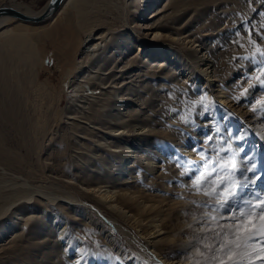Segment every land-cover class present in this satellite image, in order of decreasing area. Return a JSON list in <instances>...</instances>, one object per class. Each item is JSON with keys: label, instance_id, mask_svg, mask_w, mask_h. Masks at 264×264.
<instances>
[{"label": "rangeland", "instance_id": "rangeland-1", "mask_svg": "<svg viewBox=\"0 0 264 264\" xmlns=\"http://www.w3.org/2000/svg\"><path fill=\"white\" fill-rule=\"evenodd\" d=\"M3 1L9 0H0V5ZM19 1L28 3L36 10H41L47 2V0ZM161 1L154 7L155 10H149L143 16L136 17L131 29L128 28L129 26L125 27L131 37L134 35L133 40L136 44H140L141 51L132 50L122 60L125 57V59L131 58L138 52L145 59L151 58L153 57L150 54L151 47L166 45L174 54L170 58L175 65L171 64V66L180 65L178 71L181 74L173 84L181 85L185 80L187 85L181 86V90L170 89L168 85H165L166 88L158 87L157 90H160L165 98L171 91L176 97L171 101L172 107L169 106L171 110L166 114L159 113L162 106L156 105L157 111H153L151 107L137 102L135 97H124L125 107L139 105L141 114L146 115L145 110L148 111L147 114H155L158 123L152 129L146 125V137L143 136L140 140L133 139L134 133L124 135L122 142L125 140L130 146L136 147L129 162L126 161L127 155L124 153L126 148H106L111 163L110 166L104 167L106 170L111 167L109 170L111 172L110 176H105L103 180L88 181L86 179L88 174L79 170L78 163L66 149L59 151L56 142L63 133L60 126L67 120L61 114V110L68 103L72 90L69 82L75 73L67 74V69L73 58L74 62L80 60L85 45L88 46L100 37V32L106 26L96 25L92 18L83 24L78 8L71 0L67 7L59 9L54 21L48 19V22L40 23L45 25L44 27L36 30L26 28L38 51L33 72L31 65L24 61L16 48L9 45L6 38L0 35V45H3V50L10 55L11 68L8 76L12 90L10 94L0 86V146L2 145L0 196L3 192L25 186L26 183L28 187L37 188L30 198L21 197L16 204L30 201L45 207L46 213L42 209L35 213L42 218L41 224L44 227L42 233L48 234L50 231L44 238L57 240L59 247L67 251L73 264H181L184 260L186 262L184 264H264V217L257 211V201L252 200L254 207L251 210L233 211L227 217H223L217 211L196 206L205 201L212 205L223 204L229 198L230 192L237 189L236 177L231 174L236 166L241 169V177L255 179V183L243 190L241 196L252 198L253 193L264 195V0H261L263 29L256 31L252 29L255 33L243 30L245 38L236 44L232 41L235 42L233 37L238 40L237 30H233L236 34L233 32L231 38H224L227 42L223 47L214 42L213 45L222 48L221 59L228 70L222 81L215 76L211 79L206 78L200 72L203 68H197L186 54V52H205L203 45H199L201 39L196 40V36H191L195 29L191 32H183L179 37L172 36L159 28L164 20L163 13H166V10L163 8L167 3V0ZM108 8V5L101 6V13L103 17L106 16L111 20L113 17L111 12L114 10L109 12ZM225 10L214 9L213 14H220ZM93 12L96 10H92ZM210 13L212 12H208L209 16ZM230 20L231 17L227 16L218 28L199 31L197 35H202L204 39L208 38L212 34H218L219 30L226 28L228 23V27L234 28L235 24L229 22ZM8 23L17 26L20 22L13 18L8 20ZM30 24L32 23L28 25ZM93 24L96 25L93 36L86 44L88 30L85 26ZM247 27L251 26L247 25ZM204 43L210 44L205 40ZM158 54L151 58L155 65L164 58L161 53ZM176 55L180 61L175 58ZM66 66L68 67L65 68ZM159 66L155 67L156 70L160 69ZM25 77L29 78L25 79ZM153 78L158 84L164 83L159 76ZM42 82L49 90L47 94L51 95L41 96L36 93L35 88H38L37 86ZM60 91L62 92L59 93ZM58 95L61 96L63 104L56 107ZM43 96L46 98L44 99ZM11 99L17 104L19 119H23L27 114L31 117L30 114L35 106L46 107L48 103L49 107L47 105L46 108H49L47 110L50 119L48 118V130H44L45 134L39 132L34 135L33 140L24 138V133L17 128L16 123L6 112L7 109L10 110L7 106L13 104ZM36 99L40 105H37ZM43 99L46 105H43ZM173 116L180 119L175 121L171 118ZM57 118L58 120L55 121ZM161 125L178 130L177 134H165L161 131L163 128L159 127ZM57 132L61 133L57 134ZM38 134H42L41 139ZM230 145L231 151H228ZM113 150H119L116 156L111 154ZM199 150L203 152L198 154ZM209 156L212 162L219 161L221 165H227L228 173L224 178L231 181L228 190L218 198H210L203 193L212 192L219 179L207 188L201 187L207 170L213 166V164L205 165V158ZM126 163H129V170L121 175L123 165ZM250 167L251 170H248ZM90 168L93 169V166ZM165 172L171 174L168 179L164 177ZM100 174H103L102 170ZM23 181L27 182L22 183ZM112 189L116 190L115 194L111 198H106L105 193H111ZM46 192L55 197L48 198L49 193ZM3 200L0 197V208H4ZM117 201L120 204L122 201L126 207L123 204L122 207L115 205ZM16 204L13 203V207L10 205L8 211L3 214L0 209V221L10 214V210L16 207ZM139 212L145 217L141 223H137ZM158 213L162 215L170 213V218L176 224L170 241H160L163 230L158 232L159 228L153 222L154 219L161 217ZM134 214L139 215L134 216ZM88 218L98 224L97 232L100 240L105 242V246L97 248L90 245L85 248L84 244H78L82 239L78 233L79 227L73 221L83 224ZM107 231L116 234L115 237L124 243L125 247L123 246L122 250L109 242ZM10 238L12 239L6 235L0 239V247L2 246L0 249L9 244ZM190 241H194V244H188ZM156 242L163 244L161 250L156 248L158 244ZM107 246L112 253L101 263L99 254H103V248ZM20 264L36 263L21 261Z\"/></svg>", "mask_w": 264, "mask_h": 264}, {"label": "bare ground", "instance_id": "bare-ground-1", "mask_svg": "<svg viewBox=\"0 0 264 264\" xmlns=\"http://www.w3.org/2000/svg\"><path fill=\"white\" fill-rule=\"evenodd\" d=\"M70 1L71 0H63L59 5L60 7L56 11L49 15L46 20L40 22H29L22 18L7 14L0 15V35L6 38L9 45L16 48L24 61H26L29 66L31 65V70H35L34 65L36 63L38 51L33 38L29 36L26 28L28 30H36L37 28H42L45 26L40 23H45L48 19L50 21H54L56 17L55 14L59 11V9L64 6L67 7ZM72 2L78 8L77 11H79L80 20L83 24L87 23L89 18H92L94 19V23L96 25L104 24L106 28L100 32V37L96 38L88 46L85 45L86 48L84 53H82L80 60L74 62L73 58L69 65L70 69H67V74L73 72L75 73L74 77L69 82L72 90L68 97V103L61 110V114L65 116V119L67 120L65 123H62V126H60L62 127L61 132L63 133L61 134L59 141L56 143L59 147V151L66 149V151L70 153V156L74 157L73 160L78 163L79 170H83L86 174H88V177H86L88 181L89 179L103 180L105 176H110L111 172H109L111 167L109 170H106L104 167L105 165L106 167L110 166L111 163V158H109L108 154L109 151L106 148H126L127 150L124 153L127 155L126 161L129 162L133 156V153L135 152L136 147L134 145V147L130 146L125 142V140L122 142L124 135L134 133L135 136H133V139L136 141L140 140L143 136L146 137V125L150 126L149 128L152 129L158 123L155 114H147L148 111L146 112V110L144 113L146 115L141 114L139 111V105L134 107H125L126 102L124 97H135L137 102L151 107L153 111L156 110V105L160 107L162 106L159 113L166 114L168 110H171V101H174L176 97H174V93L171 91L169 92L168 97L165 98L161 94V91L157 90L158 87L161 88L165 87V85H168L170 89L175 88L181 90V88L185 86L186 81L182 78L184 81L181 83V85L173 84L181 74L178 71V67L180 65L171 66L173 62L170 56H173L174 54L171 49L166 47V45L163 47L154 45L150 48V54L153 55V57H155V55L158 53H161V56L164 57L157 62L158 65H160V69L157 68L158 70L155 68L158 65H155L154 61L151 60L153 57L145 59L140 52L134 53L131 58L125 59V57L124 60H122L123 57L127 53L132 52V50L141 51L140 44H136V42L133 40L134 35L131 37V35H129L127 32V28L125 27L129 26L128 28H130L136 17L143 16L145 12L149 10H155L154 7L161 3V0H72ZM2 3L19 8L28 13H40L45 9L47 4L46 2L45 6L41 10H36L28 3L20 1L18 2V0H9L8 2L3 1ZM104 5L109 6L107 9L109 12L114 10L111 12V15H113L111 20L106 16L103 17V14L101 13V6ZM163 9L166 10V13H163L164 20L159 26L161 30L167 31L172 36L177 35L180 37L183 32H191V30L195 29V31L191 33V36H196V40L201 39L202 42H200L199 45H203L205 52H186V54L193 61V63L196 64L197 68H203V70L200 72L208 79H211L213 76H215L220 79L219 81H222L221 79L228 74L227 67H225V63L221 59L223 57L222 48L217 46L222 45L223 47V45H226L227 41H225L224 38H231V35L234 32L233 30H237L239 31V34L237 35L238 40L233 37L235 42L232 41L234 44H236L238 41L245 38L243 35V30L248 32L252 31L255 33L256 29H263L261 0H167V3ZM214 9L226 10L222 11L220 14H213ZM92 10H96V12L92 13ZM89 12L91 13L89 14ZM208 12H212L210 13L212 16H209ZM227 16L231 17L229 22L235 24L234 28L228 27V23L226 28L219 30L218 34H212L211 36H208V38L204 39L202 35H197L199 31L218 28L219 25L225 21ZM13 18L20 22L17 26H13L12 23H8V20ZM29 23L32 24L28 25ZM95 24L92 26H85L86 30H88V33L86 32L88 35V41L86 44L89 43V38L93 36L92 34L95 30ZM247 25H250L251 27H247ZM234 34L236 33L234 32ZM196 40H194V43ZM204 40L210 44L206 45ZM214 42H217V45H213ZM2 46L0 45V86L3 87L5 91L12 94L9 82L10 78L8 76L10 71L9 69L11 68L10 55L8 54L9 52L6 53V50H3L4 46ZM177 57L178 56L176 55L175 58ZM178 60L180 61V59ZM40 61H42V59ZM173 65H175V63ZM184 66H186V64ZM67 67L68 66L65 68ZM210 68H212L211 71ZM157 76H159V78H161L164 83L160 82V84H158L154 82L153 77ZM33 77L34 75L32 78ZM28 78L25 77V79ZM42 83L39 84L40 86H37L38 88H35L36 93L41 96L44 94L48 95L47 93L49 90L47 86ZM26 85L25 89L28 86ZM20 87L22 88V85ZM169 88L168 91H170ZM61 92L62 91L59 93ZM44 99L43 105H48ZM11 100V102H13V99ZM57 100L58 102L55 105L56 107H59L61 104H63L61 96H59ZM46 101H48V99ZM38 104L40 105L37 100V105ZM143 105H141L142 108ZM170 105L171 107H169ZM27 106H29V104ZM16 107L17 104H14L13 102L12 105L7 106V108L10 110L7 108V110H5L8 112L9 118H11L16 123L17 128L22 133H24V138L28 137V139L31 138V140H33L34 135L37 133L44 132L45 134L44 130H48L47 125L49 118V108L42 107V105L35 106L32 114H30L31 117L27 114L26 116H23V119H19L17 117L19 114H17L18 110ZM175 115H177V113ZM55 116L57 117V114H55ZM32 118L34 119L33 121ZM171 118L175 119V121L180 119L178 117L174 118V116ZM57 120L58 118L55 119V121ZM159 127L163 128L161 131L169 135H176L178 131L172 128L168 129V126L164 127L161 125ZM60 133L57 132V134ZM40 135L42 136V134ZM40 135L38 137H40ZM52 136L50 138H52ZM35 137L37 141V136ZM39 139H41V137ZM35 143L38 144V142ZM117 152H119V150H113V152L110 153L113 156H116ZM90 166H93V169H91ZM99 170H102L103 174H100ZM127 170H129V163L123 165L121 175L126 173ZM169 175H171L170 172L164 173V177L167 179ZM22 177L23 176H21V178ZM25 182L27 181H23L22 183ZM13 184L15 183L13 182ZM26 185H22V187L13 186L17 188H13L10 191L8 190L9 192L6 191V193H2L0 197L4 199L3 201L5 204L4 208H0L2 210V214L8 211L10 205L13 207V203L16 204V201L20 200L21 197L30 198L34 190L37 189L28 187ZM115 191L112 189L111 193L106 192L104 196L106 198H111L112 195L115 194ZM47 196L50 199L55 197L51 193H49ZM38 204L39 203L36 202L31 203L30 201H23V203L18 205L16 204L17 206L10 210V214L4 219H1L0 239L6 235L12 237V239L10 238L11 241L8 242L9 244H4L5 246L3 245L4 247L0 249V264H20L21 261L34 262L36 264H73L68 257L69 255L67 254V251L59 247L57 240L52 241L50 239L44 238L46 235H49L50 231H48V234L46 232L42 233L41 231L44 229L41 224L42 218L39 217V215H35V213L37 214V211L41 209L45 210V207ZM117 204L122 207L123 203L121 201L120 204V202L117 201L115 202V205ZM139 214H134V216L139 215L137 223H141V221L145 220L142 212H139ZM160 215L161 217L156 220L154 219L153 222H155L156 227L159 228L158 232L163 230V235H161L160 241L164 242L168 241L170 237L174 235L173 232L176 229V224H174V221H172V218H170V213ZM89 218L83 224L72 220L75 225L79 227L78 233L80 234L82 241H80L78 244H84L85 248L89 247L90 245H93L97 248L103 245L105 246V242L100 240V235L97 232V228H99L98 224L96 221L89 220ZM115 235L107 231L109 242L120 250L123 248V246L125 247V245L123 242H120L115 237ZM156 243H158L156 248L161 250L163 248V244L160 242ZM188 244H194V241H190ZM102 252L103 254H99L101 263L107 259V255L109 256L112 253L108 246L107 248H103ZM82 254L83 253H81V255ZM86 259L87 258H84V260ZM184 263H186L185 260L181 262V264Z\"/></svg>", "mask_w": 264, "mask_h": 264}, {"label": "snow or ice", "instance_id": "snow-or-ice-1", "mask_svg": "<svg viewBox=\"0 0 264 264\" xmlns=\"http://www.w3.org/2000/svg\"><path fill=\"white\" fill-rule=\"evenodd\" d=\"M227 150L231 151V145ZM202 152L203 150H199L198 154H201ZM248 160L250 161L251 158L249 157ZM208 164H213V166L207 170V175L205 176L201 187L207 188L208 185L213 184L217 179H219V183L216 184V188L213 189L212 192L204 191L203 194L210 198H218L226 190H228L231 183V181L225 180L224 178L225 174L228 173L227 165H221L219 161L212 162L210 156L205 158V165ZM248 170H251V167ZM240 171L241 169L238 166H236L234 168V172L231 173L234 174L236 177L237 189L234 192H230L229 198L225 200L223 204L212 205L207 203V201H205L196 206L201 208H207L209 211H217L223 217H227L228 215L233 213V211L243 212L244 209L251 210L254 207L252 200H255L257 201V205H256L257 211L261 214L262 217H264V195L253 193L252 198H246L241 196V192L247 189L249 185L254 184L255 179H246L241 177ZM213 173L215 175H213ZM193 182H195V179L193 180ZM211 219H215V217H211ZM201 226L203 227V225ZM251 238L252 237H250V239Z\"/></svg>", "mask_w": 264, "mask_h": 264}, {"label": "water", "instance_id": "water-1", "mask_svg": "<svg viewBox=\"0 0 264 264\" xmlns=\"http://www.w3.org/2000/svg\"><path fill=\"white\" fill-rule=\"evenodd\" d=\"M63 0H47L45 9L40 13H28L11 5H0V15H12L26 21L40 22L46 20L49 15L56 11Z\"/></svg>", "mask_w": 264, "mask_h": 264}]
</instances>
